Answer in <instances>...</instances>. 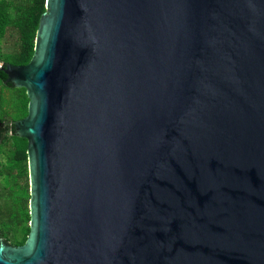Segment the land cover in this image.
Here are the masks:
<instances>
[{
    "label": "water",
    "instance_id": "1",
    "mask_svg": "<svg viewBox=\"0 0 264 264\" xmlns=\"http://www.w3.org/2000/svg\"><path fill=\"white\" fill-rule=\"evenodd\" d=\"M5 73L30 232L0 264H264V0H46Z\"/></svg>",
    "mask_w": 264,
    "mask_h": 264
},
{
    "label": "trees",
    "instance_id": "2",
    "mask_svg": "<svg viewBox=\"0 0 264 264\" xmlns=\"http://www.w3.org/2000/svg\"><path fill=\"white\" fill-rule=\"evenodd\" d=\"M46 0H0V239L22 245L30 232L28 140L16 134L14 122L28 114L26 89L6 83L7 64H27ZM14 49L3 52L4 40ZM5 159V162H3Z\"/></svg>",
    "mask_w": 264,
    "mask_h": 264
},
{
    "label": "rangeland",
    "instance_id": "3",
    "mask_svg": "<svg viewBox=\"0 0 264 264\" xmlns=\"http://www.w3.org/2000/svg\"><path fill=\"white\" fill-rule=\"evenodd\" d=\"M14 40L13 39H8L4 40L2 43V49L3 52H11L14 49ZM3 162H5V159H3Z\"/></svg>",
    "mask_w": 264,
    "mask_h": 264
},
{
    "label": "flooded vegetation",
    "instance_id": "4",
    "mask_svg": "<svg viewBox=\"0 0 264 264\" xmlns=\"http://www.w3.org/2000/svg\"><path fill=\"white\" fill-rule=\"evenodd\" d=\"M2 128L0 127V132H1Z\"/></svg>",
    "mask_w": 264,
    "mask_h": 264
}]
</instances>
